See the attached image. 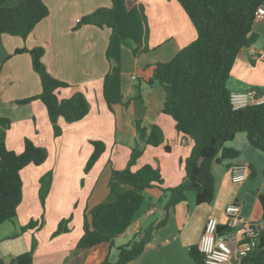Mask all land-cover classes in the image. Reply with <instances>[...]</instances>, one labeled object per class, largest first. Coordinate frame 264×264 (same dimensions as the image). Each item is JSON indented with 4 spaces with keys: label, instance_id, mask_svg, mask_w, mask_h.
Here are the masks:
<instances>
[{
    "label": "crops",
    "instance_id": "1",
    "mask_svg": "<svg viewBox=\"0 0 264 264\" xmlns=\"http://www.w3.org/2000/svg\"><path fill=\"white\" fill-rule=\"evenodd\" d=\"M19 1L5 0V4L14 6ZM43 1L50 13L27 38L0 33V120L8 121V126L0 125V129H5L6 146L21 153L29 138L48 151L42 164H29L21 170L22 200L11 226L0 230V264H73L71 252L84 233L85 211L114 200L119 190L143 192L145 200L135 220L112 245L104 242L78 253L75 264H100L109 255L116 260L119 245L138 240L140 231L167 215L166 224L155 232L145 251L128 264H195L189 255L190 247L199 244L210 216H216L220 224L227 223L224 209L230 203L238 202L242 216L262 226L264 210L259 195L264 193V152L253 150L256 148L243 132L227 144L238 149L240 157L212 165L214 200L197 205L195 194L189 192L187 199L168 214L165 210L163 188L177 186L184 180L185 159L194 146L193 139L179 132L175 120L163 112L165 88L150 81L157 63L171 60L197 38L191 19L179 2L115 0L117 35H113L110 28L92 24L75 28L79 19L100 7H111L113 0ZM138 8L146 16L144 25ZM34 47L44 48L43 61L48 71L68 83L58 90L59 98L68 99L82 92L90 104L89 113L78 121L68 123L59 118L60 136L55 135L41 99L18 102L42 92L31 54L16 53L18 48ZM227 85L231 92L254 90L264 100V17L255 20ZM137 121L148 131L153 125L159 126L164 142L145 145L139 138ZM93 140L103 141L105 150L85 173L94 150ZM137 143L144 152L132 169L146 164L158 167L164 180L162 186L145 188L115 176V170L127 166ZM238 160L248 163L249 178L233 183L231 166ZM49 171H53V179L43 207L40 179ZM256 187H260L258 193H253ZM70 216V231L52 237L59 223ZM31 220L38 224L25 231L23 226ZM20 238L25 249L19 255ZM32 238L37 241L34 249Z\"/></svg>",
    "mask_w": 264,
    "mask_h": 264
},
{
    "label": "trees",
    "instance_id": "2",
    "mask_svg": "<svg viewBox=\"0 0 264 264\" xmlns=\"http://www.w3.org/2000/svg\"><path fill=\"white\" fill-rule=\"evenodd\" d=\"M190 17L197 38L182 48L171 60L155 65L151 82L160 83L166 91L163 108L176 123L179 132L189 135L194 146L185 159V178L174 187L163 188L166 194L165 210H170L188 197L195 194V203H211L215 198L216 183L212 170L214 162L234 160L241 153L234 147L227 146L238 133H245L251 146L264 152V102L251 103L235 109L231 103V90L227 82L240 50L248 44L259 6L264 0H177ZM143 11V10H142ZM48 6L43 0H20L14 6H7L0 0V33L19 35L23 38L34 30L36 25L49 15ZM145 21L146 16L142 12ZM79 24H92L108 27L112 34L117 31L115 18V0L111 7H100L79 20ZM135 54L137 50L135 49ZM29 52L34 70L39 74L42 92L36 96L19 100L26 104L34 99H41L46 105L49 118L53 123L55 135L60 136L62 129L58 125L63 117L68 123L85 117L90 110L87 97L82 92L75 93L68 99H60L58 90L68 83L54 77L43 61V47L18 48L16 53ZM0 125L8 126V121L0 120ZM140 140L145 144L158 146L164 142L163 130L153 125L148 129L136 122ZM5 129H0V226L7 221H14L17 207L22 200L23 181L21 170L29 164L40 165L48 156L44 147L25 139L24 150L16 153L9 150L5 141ZM94 150L86 166L88 173L105 150V143L93 140ZM169 149V147H166ZM140 143L134 146L128 164L121 170H115L117 178L149 188L162 186L164 180L158 167L146 164L137 170L132 167L143 154ZM53 171L47 172L40 179V198L43 207L49 193ZM145 200L142 191L119 190L114 200L99 203L88 208L84 214V233L71 252L73 264L77 254L88 251L93 246L108 242L113 244L116 237L124 233L135 220ZM71 216L63 219L52 237L70 231L68 223ZM168 215L156 224H151L140 231L138 240L117 247L118 256L114 260L107 256L100 264H128L136 260L152 241L155 232L166 224ZM38 221L31 220L26 228H34ZM25 228V227H24ZM219 233L232 231L227 224H220ZM264 236V229L260 236ZM36 246L34 238L33 248ZM33 250L30 251V254ZM190 257L195 264H206L199 245H192ZM240 264H264V246L249 252Z\"/></svg>",
    "mask_w": 264,
    "mask_h": 264
},
{
    "label": "built area",
    "instance_id": "3",
    "mask_svg": "<svg viewBox=\"0 0 264 264\" xmlns=\"http://www.w3.org/2000/svg\"><path fill=\"white\" fill-rule=\"evenodd\" d=\"M256 17H264V4L258 7ZM262 102L264 100L258 98L254 90L231 93V103L235 109ZM249 173L248 163L238 160L231 166V181L242 183L249 178ZM225 213L227 215L225 224L232 228L231 232L219 233V219L210 216L201 235L198 245L206 264H240L242 258L259 246L261 232L259 226L242 216L238 202L227 205Z\"/></svg>",
    "mask_w": 264,
    "mask_h": 264
},
{
    "label": "rangeland",
    "instance_id": "4",
    "mask_svg": "<svg viewBox=\"0 0 264 264\" xmlns=\"http://www.w3.org/2000/svg\"><path fill=\"white\" fill-rule=\"evenodd\" d=\"M177 2V1H176ZM142 10H139V8H138V14H139V16H141L140 17V19H141V21H142V23H143V25L146 23V21H145V18H144V16H143V14H142ZM145 22V23H144ZM82 25H84V24H77L76 26H75V28H80ZM115 35H117V31H116V33H114ZM230 142V141H229ZM227 144H229V143H227ZM226 144V145H227ZM253 150H257V149H253ZM258 152H259V150H258ZM84 171H85V169H84ZM260 182V181H259ZM259 188L260 187H256L255 188V192H253V193H258V190H259ZM262 194H264V193H262ZM41 199V198H40ZM41 202H42V200H41ZM235 203V202H234ZM230 204H233V203H230ZM229 205V204H228ZM43 206V205H42ZM227 206V205H226ZM226 206H225V208H226ZM225 210V209H224ZM42 219L44 220L45 219V210H44V208L42 209ZM224 216H225V214H224ZM225 220H226V216H225ZM12 221H7V223L4 225V227L2 228V229H0V230H5V229H7V228H9L10 226H11V223ZM29 223V222H28ZM27 223V224H28ZM26 224V225H27ZM26 225L25 226H23V229L26 231L27 229H33V228H26ZM6 226H8V227H6ZM25 227V228H24ZM33 243H34V239L32 238V247H31V249L33 248ZM36 244H37V241H36ZM24 249H25V245H24V243H23V239L22 238H20L19 239V247L17 248V251H19V255L24 251ZM30 251H28V254H30L29 253Z\"/></svg>",
    "mask_w": 264,
    "mask_h": 264
},
{
    "label": "water",
    "instance_id": "5",
    "mask_svg": "<svg viewBox=\"0 0 264 264\" xmlns=\"http://www.w3.org/2000/svg\"><path fill=\"white\" fill-rule=\"evenodd\" d=\"M259 199L263 205V210H264V194H260L259 195ZM263 218H264V214H263ZM260 231H262L264 229V222L263 225L259 227ZM264 246V236L261 235L260 236V242H259V248Z\"/></svg>",
    "mask_w": 264,
    "mask_h": 264
}]
</instances>
